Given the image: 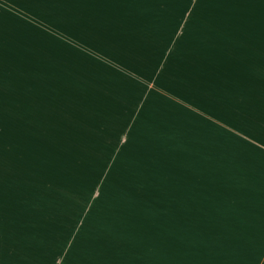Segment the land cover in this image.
I'll use <instances>...</instances> for the list:
<instances>
[{
  "label": "crops",
  "instance_id": "0c3cea01",
  "mask_svg": "<svg viewBox=\"0 0 264 264\" xmlns=\"http://www.w3.org/2000/svg\"><path fill=\"white\" fill-rule=\"evenodd\" d=\"M0 264H264V0H0Z\"/></svg>",
  "mask_w": 264,
  "mask_h": 264
},
{
  "label": "rangeland",
  "instance_id": "374dc122",
  "mask_svg": "<svg viewBox=\"0 0 264 264\" xmlns=\"http://www.w3.org/2000/svg\"><path fill=\"white\" fill-rule=\"evenodd\" d=\"M68 137L66 136L65 139L60 142V138H53L54 142L52 143H45V146L42 145L39 142H35L34 143V147L35 149V154H34V158H35V164L36 165H53V166H57L58 167H62L63 169L68 168V170H72V171H77L80 174V178L84 176V174L87 175V173H85V171H83L84 169L82 168V160L84 159L82 153L83 150H80V155L76 156L74 151H72V145L73 142H70V140L67 139ZM67 139V140H66ZM25 143H20L19 148L20 149H26L27 147L24 145ZM55 147L56 152H60V154H64V156L61 155H56L54 157L49 156V154H53L50 151H47L48 147ZM60 147H63V149H60ZM49 152V154H48ZM156 152V151H155ZM155 152H153L152 157L151 158H146L144 156V154H142V157H140L142 159V161L144 162V164H148L150 166H160L162 160L156 157ZM134 156H136L139 159V155H138V151H136V153L134 154ZM133 156V157H134ZM140 160V159H139ZM79 162V163H78ZM133 167H135V165H132ZM120 167V166H119ZM122 167V166H121ZM138 167V166H137ZM79 168V169H78ZM135 169V168H134ZM69 171V172H70ZM90 171V170H89ZM68 171L66 172V176L69 177L70 173ZM126 172V171H125ZM123 173L120 175L121 179L123 180H117L115 183L119 182V181H124V184L130 183V182H134V178L135 176L138 178L141 176V174L139 173H135L134 176ZM73 180H75L76 174L75 176L73 175ZM69 179V178H68ZM70 180V179H69ZM114 183V184H115ZM128 186H130L129 184H127ZM139 185V184H138ZM130 187L126 188V198H125V202H126V208L130 205V204H135V202L141 197L140 194H138L137 192L134 193L132 191V189H129ZM92 191H95L92 190ZM96 192V191H95ZM92 193V192H90ZM94 194V193H92ZM159 209H164L167 213H171L172 212V208L169 205H160L158 206ZM124 225L126 227V230H133V228L138 225V221L132 217V218H123L120 217L117 220H115V223ZM178 236H181L183 233L180 229L177 230ZM185 234V233H184Z\"/></svg>",
  "mask_w": 264,
  "mask_h": 264
}]
</instances>
